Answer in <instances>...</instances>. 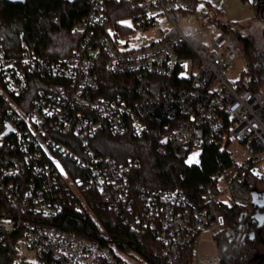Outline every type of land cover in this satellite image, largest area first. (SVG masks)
I'll return each mask as SVG.
<instances>
[{
	"label": "built area",
	"instance_id": "2783aa9c",
	"mask_svg": "<svg viewBox=\"0 0 264 264\" xmlns=\"http://www.w3.org/2000/svg\"><path fill=\"white\" fill-rule=\"evenodd\" d=\"M113 2H126L134 12L115 21ZM86 5L72 26L75 46L57 59L25 42L19 55H7L0 38V75L6 94L17 97L0 116V243L15 235L11 264H134L107 245L47 222L67 206L88 210L98 203L158 240V254L168 264H219V251H201L204 232L237 245L249 237L242 219L226 224L221 195L249 204L253 190L264 187L263 174L254 171L264 161V86L250 88L248 77L231 80L225 73L245 57L237 33L220 27L214 35L185 34L178 12L194 11L193 0ZM214 19L212 10L198 16L202 26ZM103 66L123 76L121 91L102 88ZM103 132L151 137L157 154L237 140L247 157L224 189L217 181L200 184L194 201L181 187L132 188L138 158L117 161L99 152L95 143Z\"/></svg>",
	"mask_w": 264,
	"mask_h": 264
},
{
	"label": "trees",
	"instance_id": "16d2710c",
	"mask_svg": "<svg viewBox=\"0 0 264 264\" xmlns=\"http://www.w3.org/2000/svg\"><path fill=\"white\" fill-rule=\"evenodd\" d=\"M112 8L115 21L121 19L124 12H134V8L126 2H113ZM86 9V0H26L23 4L0 0V38L5 53L19 55L22 42H25L31 50L48 59L69 54L77 42L72 26ZM255 9L262 21L264 34V0H258ZM213 12L221 28H232L226 21L218 18L217 11ZM236 33L245 49L247 66L242 76L249 77L250 88L264 86V48H260L248 36ZM99 71L102 88L109 85L113 91H121L122 75L110 73L104 66ZM36 88L37 84L33 83L26 97L32 98ZM102 93L106 94L107 91L102 90ZM11 100H17V97L6 94L0 75V116L6 113ZM95 145L99 152L108 154L117 161L138 158L140 164L131 169L129 177L135 190L141 187H181L194 201L200 199V184L216 182L233 165L232 152L227 148L228 142L204 146L198 151L197 161L191 164L187 162L191 148L178 146L166 154H157L151 144V137L148 136L103 132L99 134ZM221 210L226 224L242 219L248 231L253 230L255 235L253 239L247 237L244 244L237 245L226 240L220 233L215 234L214 239L221 257L219 264H264V252L260 254L257 249L259 242L264 243V224L258 225L254 220L253 204L228 200L222 202ZM47 222L109 246L122 260L133 259L136 261L132 262L134 264H168L158 254V240L134 231L114 209L101 204L94 203L88 210H76L67 206L60 215ZM14 240L15 235H10L0 243V264H11Z\"/></svg>",
	"mask_w": 264,
	"mask_h": 264
},
{
	"label": "rangeland",
	"instance_id": "374dc122",
	"mask_svg": "<svg viewBox=\"0 0 264 264\" xmlns=\"http://www.w3.org/2000/svg\"><path fill=\"white\" fill-rule=\"evenodd\" d=\"M202 6V7H201ZM215 10L217 11L218 18L223 21H228L239 34L248 36L250 40L257 43L260 48H264V34L262 32V21L257 14L255 6H253V0H198L194 11L190 12H178V27L185 33L191 36L199 37L201 34L214 35L217 33L220 26L217 24L216 19L203 26L198 22V16L202 11ZM126 13L124 12V17ZM114 18V17H113ZM1 27V25H0ZM136 37L138 33H134ZM148 37L151 31H145L142 33ZM246 59L245 57L237 58L233 64L228 65L225 68V73L229 79L235 80L240 78L242 73L246 71ZM249 78V77H248ZM227 148L232 152L233 165L223 172L217 179V186L220 190L226 187L228 176H230L236 167L247 157V154L243 151V145L237 140H230ZM194 153H198V150H191L187 156V160L193 156ZM196 156V161H197ZM66 166L71 165L68 160H65ZM256 173H262L264 176V161H260L254 168ZM69 177V174H66ZM257 196L264 201V187H261ZM228 193L222 194L221 199L227 201ZM201 251L205 253L218 252V248L214 239V235L209 232H204L201 242ZM258 253L264 252L263 241L257 245ZM197 250V247H195ZM130 262L136 263L135 260ZM138 263V262H137ZM142 264V263H140ZM194 264H197L196 262Z\"/></svg>",
	"mask_w": 264,
	"mask_h": 264
},
{
	"label": "water",
	"instance_id": "95a60500",
	"mask_svg": "<svg viewBox=\"0 0 264 264\" xmlns=\"http://www.w3.org/2000/svg\"><path fill=\"white\" fill-rule=\"evenodd\" d=\"M5 1L14 3V4H23L25 3L26 0H5ZM64 1L75 2L76 0H64ZM257 194L258 193L255 190H253L252 204L255 207L253 217H254V220L257 222V224L261 225L262 223H264V210L260 211V208L264 209V201H262L261 199H258ZM254 235H255V232L253 230H250L248 232V236L250 239H253Z\"/></svg>",
	"mask_w": 264,
	"mask_h": 264
},
{
	"label": "snow or ice",
	"instance_id": "6c2138e0",
	"mask_svg": "<svg viewBox=\"0 0 264 264\" xmlns=\"http://www.w3.org/2000/svg\"><path fill=\"white\" fill-rule=\"evenodd\" d=\"M201 7H202V6H201ZM121 23H125V24H127L128 27H131V26H132V25H131L130 23H128V22H121ZM121 43H123V42L121 41ZM185 67H187V65H185ZM49 114H50V113H49ZM198 155H199V153H194L193 156L190 157L189 160H188L187 162H188L189 164L196 162V156H198ZM57 167H59V165H57Z\"/></svg>",
	"mask_w": 264,
	"mask_h": 264
},
{
	"label": "crops",
	"instance_id": "0c3cea01",
	"mask_svg": "<svg viewBox=\"0 0 264 264\" xmlns=\"http://www.w3.org/2000/svg\"><path fill=\"white\" fill-rule=\"evenodd\" d=\"M230 25H231V24H230ZM231 26H232V25H231ZM236 32H237V31H236ZM232 174H233V173H232ZM232 174H231V175H232ZM231 175H230V176H228V179L231 177ZM228 179H227V180H228Z\"/></svg>",
	"mask_w": 264,
	"mask_h": 264
},
{
	"label": "flooded vegetation",
	"instance_id": "af4514ba",
	"mask_svg": "<svg viewBox=\"0 0 264 264\" xmlns=\"http://www.w3.org/2000/svg\"><path fill=\"white\" fill-rule=\"evenodd\" d=\"M264 209H261L260 211H263ZM264 223H262L261 225H263Z\"/></svg>",
	"mask_w": 264,
	"mask_h": 264
}]
</instances>
